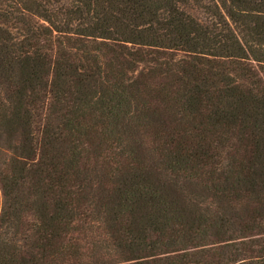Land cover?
<instances>
[{"label":"trees","instance_id":"trees-1","mask_svg":"<svg viewBox=\"0 0 264 264\" xmlns=\"http://www.w3.org/2000/svg\"><path fill=\"white\" fill-rule=\"evenodd\" d=\"M0 264H264V0H0Z\"/></svg>","mask_w":264,"mask_h":264}]
</instances>
